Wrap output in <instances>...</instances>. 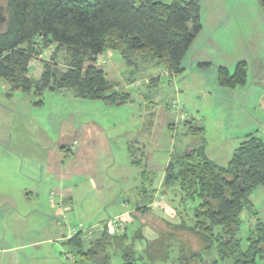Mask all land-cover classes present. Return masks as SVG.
Wrapping results in <instances>:
<instances>
[{
    "label": "rangeland",
    "instance_id": "374dc122",
    "mask_svg": "<svg viewBox=\"0 0 264 264\" xmlns=\"http://www.w3.org/2000/svg\"><path fill=\"white\" fill-rule=\"evenodd\" d=\"M196 1L201 6L203 28L183 61L185 70L182 74L172 76L164 67L139 55L126 60L120 52L108 50L99 56L108 79L118 90L131 93L132 98L127 103L111 104L81 98L70 89L47 90L42 96L34 92L12 91L0 77V106L7 111L6 117L18 126L12 128L9 124L4 131L6 136L0 138V150L5 155L14 158L15 148L8 146L11 141L15 145V140L20 137L24 141H32L44 134L45 138L60 143L65 130L72 140L71 134L93 121L103 126L114 159H125L129 144L141 147L137 156L145 152V159L152 170L143 183L148 189L147 194L154 191L151 202L150 196L144 197L143 193L140 196L133 187L139 183L135 174L141 178L142 168L129 165L132 171L130 178L125 175L118 179L112 200L103 209L104 216H114L135 204L142 206L150 202L156 207L142 212L140 219L128 224V246L137 252L133 264H178L177 258L182 250L202 248L196 235L173 226L179 224L183 217L191 224L192 210L184 211L179 187L166 188L163 185L171 152L183 153L206 140L210 157L224 165L247 133L257 131L264 138V7L261 0ZM52 52L53 48L46 50L42 57L50 59ZM64 57L62 52L58 59L62 69L65 67ZM240 61L249 65L247 85L237 88L221 86L219 67L226 66L234 71ZM41 72L42 65L36 62L31 74L37 78ZM7 93L13 95L6 96ZM191 123L204 126L205 134L188 133ZM32 165L25 162L22 168L20 162L9 163V170L16 171L20 177L17 175V179L10 180L7 186L12 184L15 190L19 186L33 187L30 179L33 177L32 169L28 168ZM154 171L156 175L152 174ZM79 181L77 177L73 180ZM251 198L259 216L264 217V185ZM83 199L89 201L90 197H82V202H79L81 208L77 207L75 217L84 213L87 203ZM89 203L91 205V200ZM177 210H181L182 215ZM243 218L242 237L247 234L250 221H254L246 212ZM86 220V226L88 222L94 223ZM67 221L70 223L71 218L68 217ZM50 229L48 226L45 235H49ZM140 229L143 237L134 238ZM64 230L66 232L67 228ZM121 252L122 249L117 254L113 252L111 264H123ZM210 262L211 259L206 257L205 264ZM190 264L204 263L193 261ZM257 264H264V259H259Z\"/></svg>",
    "mask_w": 264,
    "mask_h": 264
},
{
    "label": "trees",
    "instance_id": "16d2710c",
    "mask_svg": "<svg viewBox=\"0 0 264 264\" xmlns=\"http://www.w3.org/2000/svg\"><path fill=\"white\" fill-rule=\"evenodd\" d=\"M1 1L7 21L0 28V77L12 91L39 96L47 90L70 89L81 98L127 103L131 93L118 90L108 79L99 61L101 54L118 51L126 60L139 55L172 76L180 75L185 70L183 61L203 28L196 0ZM261 3L264 7V0ZM51 48V58L42 57ZM62 52L63 69L58 61ZM36 62L42 65L37 78L31 74ZM218 80L229 88L247 85L248 63L238 62L234 71L220 66ZM187 132L204 135L205 127L191 123ZM206 149L205 140L183 153L173 151L165 168L164 187H179L184 211L192 210L191 224L183 217L173 226L196 235L202 243L201 250H182L177 263L205 264L209 257V264H257L264 259V217L259 216L251 196L264 185V138L257 131L247 133L226 165L212 160ZM135 158L144 181L152 166L145 153ZM152 174L156 175L155 171ZM142 185L151 202L154 191L147 194ZM150 202L139 209L149 210ZM177 212L182 215L181 210ZM245 212L254 221L242 237ZM106 224L92 230L90 236L83 230L76 232L65 242L69 253L78 262L111 264L114 253L122 249L123 264H133L137 252L128 246V225L111 232ZM139 237H143L141 229L134 235Z\"/></svg>",
    "mask_w": 264,
    "mask_h": 264
},
{
    "label": "crops",
    "instance_id": "0c3cea01",
    "mask_svg": "<svg viewBox=\"0 0 264 264\" xmlns=\"http://www.w3.org/2000/svg\"><path fill=\"white\" fill-rule=\"evenodd\" d=\"M10 95L13 94H6ZM6 112L0 106L2 139L3 135L6 136L4 131L9 124L12 128L18 127L14 120L6 117ZM41 135L40 139L32 141H24L20 137L15 140V145L11 141L8 147L14 146V158L0 150V264H89L76 261L65 242L79 230H94L114 218H121L127 225L141 218L143 211L136 204L114 216L103 214L105 205L112 200L118 179L125 175L129 177L132 174L130 166H137L134 160L141 147L129 144L128 156L122 161L114 159L103 126L95 121L83 124L80 130L71 134L72 140L68 130L63 133L60 143ZM207 154L210 157L208 151ZM11 162H20L22 168L25 162L33 164L32 167L28 166L32 169L33 177L30 179L33 187L19 186L15 190L14 185L7 186L10 180L17 179V175L20 177L16 171L9 170ZM75 177L80 178V181L73 182ZM135 177L139 183L133 187L140 196L143 193L145 197L141 190L143 178L136 174ZM82 197H90L89 201L83 199L87 203L86 208H83L85 214L79 213L75 217L77 207L81 208L79 202H82ZM150 206L155 207L152 204ZM68 217L71 218L70 223ZM86 219L94 223L88 222L86 226ZM48 226L51 231L45 235Z\"/></svg>",
    "mask_w": 264,
    "mask_h": 264
},
{
    "label": "built area",
    "instance_id": "2783aa9c",
    "mask_svg": "<svg viewBox=\"0 0 264 264\" xmlns=\"http://www.w3.org/2000/svg\"><path fill=\"white\" fill-rule=\"evenodd\" d=\"M126 225H127L126 222L123 221L121 218L111 219L106 224V226L109 228L111 232L123 230L126 227ZM91 234H92V230L86 232L87 236H90Z\"/></svg>",
    "mask_w": 264,
    "mask_h": 264
},
{
    "label": "water",
    "instance_id": "95a60500",
    "mask_svg": "<svg viewBox=\"0 0 264 264\" xmlns=\"http://www.w3.org/2000/svg\"><path fill=\"white\" fill-rule=\"evenodd\" d=\"M7 21V15L5 14V5L0 2V26Z\"/></svg>",
    "mask_w": 264,
    "mask_h": 264
}]
</instances>
